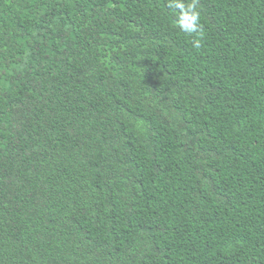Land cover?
Segmentation results:
<instances>
[{
    "label": "trees",
    "instance_id": "trees-1",
    "mask_svg": "<svg viewBox=\"0 0 264 264\" xmlns=\"http://www.w3.org/2000/svg\"><path fill=\"white\" fill-rule=\"evenodd\" d=\"M0 264H264V0H0Z\"/></svg>",
    "mask_w": 264,
    "mask_h": 264
},
{
    "label": "clouds",
    "instance_id": "clouds-1",
    "mask_svg": "<svg viewBox=\"0 0 264 264\" xmlns=\"http://www.w3.org/2000/svg\"><path fill=\"white\" fill-rule=\"evenodd\" d=\"M198 28V16L195 18V21L189 31H196ZM195 47H199V42L196 43Z\"/></svg>",
    "mask_w": 264,
    "mask_h": 264
}]
</instances>
